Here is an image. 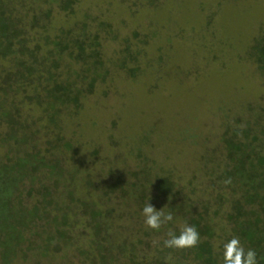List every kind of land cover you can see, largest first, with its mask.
<instances>
[{"label": "trees", "instance_id": "16d2710c", "mask_svg": "<svg viewBox=\"0 0 264 264\" xmlns=\"http://www.w3.org/2000/svg\"><path fill=\"white\" fill-rule=\"evenodd\" d=\"M139 1L151 7L160 3ZM76 2L0 0V60L9 63L0 75V264H44L57 256L80 257L83 264H222L220 243L232 236L254 249L258 264H264L262 117L253 122L237 117L225 125L218 147L223 165L208 172L212 199L199 205L179 198L183 187L169 173L153 178L144 166L130 171L128 180L120 176L98 186L88 167L77 164V142L64 135L61 117L77 116L98 84L106 83L107 64L131 78L140 67L128 66L138 56L128 46L117 60L105 59L98 35L86 38L72 29L49 34L50 5L73 15ZM247 58L264 70V35L253 41ZM31 106L38 117L25 113ZM98 191L100 202L92 197ZM117 194L133 199L140 211L150 197L156 209L166 205L173 222L158 232L140 228L135 242L113 240L109 232L116 209L100 203L103 198L109 205ZM218 218L226 221L228 232L217 228ZM185 223L196 226L199 244L187 250L164 248L166 233L178 232Z\"/></svg>", "mask_w": 264, "mask_h": 264}, {"label": "rangeland", "instance_id": "374dc122", "mask_svg": "<svg viewBox=\"0 0 264 264\" xmlns=\"http://www.w3.org/2000/svg\"><path fill=\"white\" fill-rule=\"evenodd\" d=\"M50 6L52 36L61 29L98 35L109 61L127 46L138 54L128 63L140 67L138 76L107 64L106 83L98 84L77 116L61 117L64 135L77 142V164L88 167L98 186L120 176L128 180L130 171L145 166L153 178L169 173L183 187L179 198L211 201L208 172L223 165L218 147L225 125L237 117L264 120V70L247 58L253 41L264 35V0H160L156 7L139 0H77L73 15ZM8 67L0 60V75ZM25 113L40 115L34 106ZM92 197L100 202L101 192ZM108 203L102 198L100 204L116 209L110 238L135 242L145 225L134 200L117 194ZM216 221L228 232L223 218ZM64 263L83 264L73 256L44 264Z\"/></svg>", "mask_w": 264, "mask_h": 264}, {"label": "clouds", "instance_id": "9594fccd", "mask_svg": "<svg viewBox=\"0 0 264 264\" xmlns=\"http://www.w3.org/2000/svg\"><path fill=\"white\" fill-rule=\"evenodd\" d=\"M141 209L143 223L147 229L158 232L162 227L173 222L171 211L165 212L164 207L156 209L150 202ZM167 238L163 240V247L171 250H187L195 248L200 242V234L195 225L185 223L178 232L169 230ZM220 259L222 264H258L257 252L252 248H245L240 239L232 236L220 243ZM168 264V261H165Z\"/></svg>", "mask_w": 264, "mask_h": 264}]
</instances>
